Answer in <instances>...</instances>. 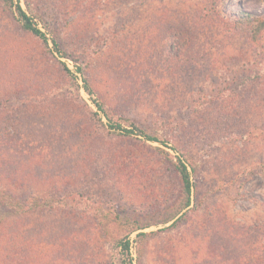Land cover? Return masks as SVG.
Returning a JSON list of instances; mask_svg holds the SVG:
<instances>
[{
	"label": "rangeland",
	"instance_id": "rangeland-1",
	"mask_svg": "<svg viewBox=\"0 0 264 264\" xmlns=\"http://www.w3.org/2000/svg\"><path fill=\"white\" fill-rule=\"evenodd\" d=\"M29 2L70 55L0 1V155L29 201L70 196L25 215L29 264H121L125 237L134 264H264V33L253 41L238 17L264 16V0ZM95 98L160 140L109 128ZM179 157L194 184L181 218L133 232L111 220L170 210ZM141 231L154 233L137 243Z\"/></svg>",
	"mask_w": 264,
	"mask_h": 264
},
{
	"label": "trees",
	"instance_id": "trees-1",
	"mask_svg": "<svg viewBox=\"0 0 264 264\" xmlns=\"http://www.w3.org/2000/svg\"><path fill=\"white\" fill-rule=\"evenodd\" d=\"M4 5L6 10H10L17 14L19 20L21 21L22 28L32 33L33 35L39 37L42 40V43L50 48V41L53 44V50L62 57L70 58V55L66 53L63 49L59 33L56 29L50 27L45 19L34 12L31 8L29 0H25L27 9H24L21 3L15 0H0ZM242 22L246 24V31L253 41L258 40L261 35L264 33V16H252L248 14H242L238 16ZM51 34V37H48V34ZM89 66H82L78 63L76 65V71L82 75V80L84 82L83 88L88 94L92 97L95 93L94 88L91 84L90 77L88 75ZM64 70L67 75L72 80V84L81 89L78 77L75 75V72L69 67L65 66ZM98 109L101 110L105 116L108 118L107 126L111 129H115L121 134L127 136H143L149 140H160V137L153 136L149 134L142 126L133 121H128L127 125L122 124L121 121H112L110 112L107 110V104L105 101H100L99 99H93ZM98 114V112L96 113ZM167 157L170 155L167 151L160 149ZM5 159L0 155V264H29L28 255H27V244L28 239L26 236V229L24 228L25 222L24 217L29 212H36L43 209H62L63 205L68 204L70 196L66 197L64 202L63 196H41L32 194L23 195V189L25 186L22 184L21 178L18 177V174L22 171L19 169L8 170L5 165ZM6 166V167H5ZM176 169L178 171L180 182H181V195L176 204L173 207L166 211H161L158 213H149V216L146 214H138L134 217H126L124 214L116 215L114 218H111L113 221L117 220H126L130 223L131 231L141 230L152 225L164 224L172 221L177 218V216L183 212L191 204V194L193 189V180L192 174L189 169V165L179 157V161L176 164ZM10 171V172H9ZM65 196V195H64ZM81 202L79 201V204ZM107 214L103 218H107ZM183 216V215H182ZM179 216L176 221L181 218ZM124 220V221H125ZM152 233L147 232H138L137 234V243L145 241L146 237H151ZM58 238V237H56ZM61 241L65 240V236L61 235L59 237ZM91 241L86 240L85 245H89ZM54 242H49L48 246H53ZM121 248V264H134L133 254H132V242L129 237L124 239H118L114 242V248ZM88 248L84 250L89 251ZM247 252L244 253L246 256ZM83 259V258H81ZM80 260V257H79ZM84 260V259H83Z\"/></svg>",
	"mask_w": 264,
	"mask_h": 264
}]
</instances>
